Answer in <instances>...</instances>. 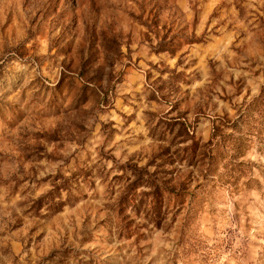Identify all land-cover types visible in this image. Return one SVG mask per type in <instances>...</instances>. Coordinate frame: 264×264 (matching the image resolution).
<instances>
[{"label":"rangeland","instance_id":"obj_1","mask_svg":"<svg viewBox=\"0 0 264 264\" xmlns=\"http://www.w3.org/2000/svg\"><path fill=\"white\" fill-rule=\"evenodd\" d=\"M263 93L264 0H0V264H260L264 105L242 155L175 154ZM150 162L185 189L161 228L111 206Z\"/></svg>","mask_w":264,"mask_h":264},{"label":"trees","instance_id":"obj_2","mask_svg":"<svg viewBox=\"0 0 264 264\" xmlns=\"http://www.w3.org/2000/svg\"><path fill=\"white\" fill-rule=\"evenodd\" d=\"M263 103L264 93L249 104L246 108V112L236 120H229L226 116L217 118V121L213 124V133L207 143L200 144L192 142L191 146L181 149L177 147L179 144L184 143V140H176L182 135L176 136L173 141V145L177 148L175 154L176 161L180 162L182 159H186L192 167L203 168L204 166H208L204 161L209 157L211 158L212 148H214L217 143H225V148L227 147L229 150L231 149L233 151V154L230 156L231 158L242 155L241 144L236 147L234 146V142L240 141V139L238 140V138H234L231 134L225 133V130L230 129L232 132H240L242 131V126L248 127L250 120L253 119L250 116V112L258 113L259 108L264 105ZM170 121H172V128H178L180 133L182 132L184 135L188 136V128L183 122L176 121V119ZM199 158H203V162H199ZM153 165L154 163L150 162L141 167L136 164L121 166L120 170L124 175L118 178L122 181V185L124 186L121 188L118 197L111 206L113 207V212H120L124 208H129L133 213L143 215L146 223L152 224L156 228H161L165 224L166 216L168 215L166 211V200L171 196L180 198L185 189L182 184L177 186L171 184V179L166 178V172H164L161 165H155V169L151 170L150 168ZM63 189L70 194L67 180L63 181ZM53 192L54 191L46 198L49 202L55 204L53 201ZM49 207H52V204ZM259 263L264 264V250L260 254Z\"/></svg>","mask_w":264,"mask_h":264}]
</instances>
